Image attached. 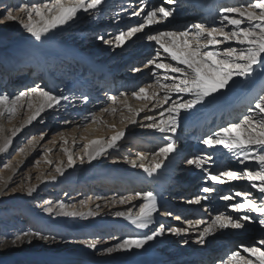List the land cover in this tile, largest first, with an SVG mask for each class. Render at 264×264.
Returning a JSON list of instances; mask_svg holds the SVG:
<instances>
[{"label": "bare ground", "instance_id": "1", "mask_svg": "<svg viewBox=\"0 0 264 264\" xmlns=\"http://www.w3.org/2000/svg\"><path fill=\"white\" fill-rule=\"evenodd\" d=\"M19 1L0 0V3L17 4ZM152 1L106 0L98 12L78 13L77 19L48 33L40 42L34 41L16 22L0 23V94L15 96L19 91H26L30 87L39 85L53 94L62 93L69 97L68 101H62L56 109L47 110L37 118V120L40 118L46 120L49 116H56L57 120L69 122L61 123L59 126L64 129L63 139L57 137L53 139L48 135L49 138L45 142L46 165L40 167V172L28 168L27 156L33 162L40 153L38 147L34 150L35 141L19 163L12 166L4 176L3 181L8 185L5 191L8 194L0 195V216L4 211L7 214L18 215L28 223L24 231H38L44 235L56 236V240L45 242L34 239L31 243L25 240L13 246L12 238L0 239L5 241L0 243L2 244L0 250L1 248L7 250L6 253L0 252V264H157L160 261H164L163 264H220L222 260H227V255L238 245L251 244L254 240L264 237V230L258 225H249L247 230L219 231L214 236L208 237L209 243L201 246L192 242L196 239L199 229H192L187 236H175L165 232L164 235L150 241L143 249H134L130 253L99 254L105 247L112 246L119 239L142 235L150 230L137 229L125 219L114 215L117 211L127 212L129 209L135 213L143 203L142 200H132L131 203L121 204L118 202L121 197H131L137 192L151 190L156 195L161 209L170 211L182 219L176 220L157 213L154 215L155 223L150 227L158 226L162 222L166 227L184 228L185 220L200 218L210 220V213L223 211L234 217L238 216L239 213L231 212L226 205L241 202V198L223 201L220 199L223 195L235 191H250L253 198L258 199L261 196L245 180L226 181L223 184H213L208 181L205 170L216 174L225 170L241 171L245 166H253V162L249 161L241 165L221 146L207 148L200 141L220 127L238 122L248 114L255 100L259 95L264 94V74L248 81H240L225 90V95L216 101L205 106H197L199 110L195 115L182 113L176 134L177 152L165 161L164 166L156 174L148 176L141 168L132 167L133 160H136L137 164L144 163L146 167H151L155 163L152 153L166 143L158 131L141 127L140 124L127 123L132 115L128 109L135 111L146 103L143 100H136L131 95L135 87L142 83L141 75L147 70L141 67L144 63L142 62L144 57L139 56L141 43L143 42L151 52H155L158 48L155 42L141 41L146 38L145 34L163 30H182L186 25L196 22H203L207 26H219V10L222 7L240 6L248 2V0H178L176 5H166L174 8L173 17L160 24L146 26L143 32L126 41L123 47L104 45L99 40L90 44L91 46L83 45L84 41L92 42L97 39L92 37L87 40V33L78 32L79 27L82 29L86 27L85 23L97 21L103 24V19L108 17V22H105V27L100 30V35L111 38L120 30L143 23L142 18L131 16V12L133 9H138L141 4L148 7L156 6L154 3L156 0ZM27 2H42V0H27ZM70 31L73 33L76 31V34L72 35ZM100 43L103 45L101 56L97 54ZM227 46L229 44H222L219 47ZM90 48L92 50L88 52L87 49ZM41 61L45 63L47 70L45 78H42L43 73H36ZM106 61L107 64H104ZM135 64H140L142 69L140 72L132 70ZM95 65L101 66L100 68L107 66L108 71L97 70ZM118 68L124 71L116 78L114 71ZM58 73L59 80L56 79ZM147 75L148 78L152 77L150 73ZM14 76L17 80H14ZM237 80L239 81V78ZM121 92L127 94V108L123 104L124 97H119L114 105L109 100L110 96H120ZM85 97H87L86 101ZM106 103L110 105L106 106ZM105 107H114L116 111L101 112L100 110ZM21 109L25 108L18 109L19 115ZM159 111V109L155 110L157 118ZM93 114L96 116L95 122L91 119ZM152 114L145 109L137 120ZM28 115L29 112L24 114L22 120L17 121L24 122ZM6 118L7 115L0 117V123L2 124ZM142 122L148 123V121ZM30 129H26L25 134H28L26 132H30ZM121 129L125 130V136L118 142V147L109 149L107 156L100 157L91 164L80 162L79 157L83 155L82 149L85 144L92 140L106 141ZM64 140L67 141L65 146L70 148L74 155L75 164L72 168L67 167V157L61 150ZM137 153H144L147 158L140 161L137 159ZM207 154L212 155L213 161L210 165L206 164L204 169H196L195 166L186 163L189 158ZM21 162H26V165H20ZM57 165L64 169L63 176L55 172ZM50 175H56V180L45 179ZM37 177L45 182L41 183ZM200 178L201 181L190 188L191 185L188 183ZM144 184L148 185L142 191ZM13 185L18 186L15 191H10ZM33 185L37 190L32 196H28L27 190ZM205 186L212 187L214 191L203 193L201 189ZM3 187L4 185L0 184V188ZM58 191H62V197L66 198L73 191L68 200L70 206L64 203L66 210L85 214L92 211L97 212L98 215L89 216L87 219L57 217L55 213L50 216L43 211L46 204L43 208H39L40 205L37 204L34 208L30 206L32 201L40 200L42 197L52 201L53 206L57 205L55 198ZM88 191L90 194L85 199V203L81 204L80 200ZM196 195H205L208 199L202 201L201 205L188 204L187 200ZM205 205L210 212L204 211ZM200 227L203 228V225ZM113 236L117 237V240H113ZM184 239H188L189 243L183 244ZM87 241H95L96 249L86 247L84 242ZM244 256L247 257L248 254L244 253Z\"/></svg>", "mask_w": 264, "mask_h": 264}, {"label": "snow or ice", "instance_id": "2", "mask_svg": "<svg viewBox=\"0 0 264 264\" xmlns=\"http://www.w3.org/2000/svg\"><path fill=\"white\" fill-rule=\"evenodd\" d=\"M106 0H42V2H27L20 0L17 4L0 3V23L16 22L22 30L34 41L40 42L42 38L53 30L63 27L69 22L78 18V13L94 14L100 10ZM178 0H162L158 6L148 7L141 4L138 9H133L131 16L140 17L143 23L129 26L126 30H120L117 34L108 38L100 35L97 39L104 45L115 48L123 47L126 41L131 40L137 33L144 31L146 26L160 23L174 16V8L166 5H176ZM229 29V30H226ZM149 42H155L158 48L155 55L147 59L143 68L153 66L152 71L154 82L144 87L133 90L131 95L136 100L146 101L142 108L128 109L132 115L128 118V124H140L141 127L154 129L162 134V139L166 143L158 147L152 153L155 163L151 167H146L144 163L137 164L136 160L131 161L132 167L141 168L148 176L156 174L164 166L170 156L177 152L178 141L176 134L183 114L195 115L197 106H205L225 95V90L237 85L240 81H248L258 73L264 74V0H248L246 4L240 6L222 7L219 10V26H207L203 22L192 23L182 30H165L155 33H146ZM222 44L229 46L220 48ZM235 45V46H232ZM162 50V51H161ZM166 54V56L164 55ZM140 72V67L132 69ZM239 78V81L237 80ZM154 89L153 91H149ZM162 93L163 95H160ZM219 94V95H217ZM124 97L123 104L127 108V94L120 93ZM85 101L87 97L84 98ZM117 96H110L112 104L118 101ZM69 97L53 94L39 85L30 87L26 91H19L15 96L0 94V117L7 115L9 118L17 114V110L25 108L29 112L25 125H31L37 121L38 117L47 110L56 109L62 101H68ZM35 102V103H34ZM151 105V107H149ZM167 105V107H165ZM147 109L152 115H145L141 120L137 117ZM159 109L158 116L155 110ZM101 112H115L114 107H105ZM93 122L96 116H91ZM142 121H148L143 123ZM40 123H45L43 118ZM65 124L69 123L64 121ZM123 123V121H122ZM20 128L12 130L11 136L7 137L0 144V153H7L12 137L20 132ZM125 130L121 129L106 141L92 140L83 146V155L79 157L81 163L91 164L100 157L107 156L109 149L118 147V142L125 136ZM45 133H41L40 139ZM58 135L63 139L64 133ZM35 139V138H34ZM200 143L207 148L221 146L230 153L241 164L253 162V166H245L241 171L225 170L218 174L206 171V179L213 184H223L226 181L245 180L252 189H255L261 196L253 198L250 191H235L229 195L220 197L223 201H233L237 197L241 202L226 205L231 212L239 213L238 216L226 214L223 211L215 214L210 213V220L203 218L195 220H185L184 228L166 227L164 223L154 225V215L173 217L176 220L182 218L172 212L163 210L159 206L156 195L151 192H137L131 197H121L119 203H131L132 200H142L138 210L133 213L131 209L127 212L117 211L114 215L128 221L137 229H150L138 236H127L119 239L117 243L110 247H105L99 252L100 255L112 253H130L134 249H143L150 241L155 240L168 232L175 236H187L192 229H199L193 243L201 246L210 241L208 237L226 229L247 230L249 225H258L264 230V94L259 95L254 104L238 122H233L227 126L206 135ZM29 146L33 145V140H29ZM67 141L61 145V150L67 157V167L72 168L75 164L72 150L66 147ZM50 151V150H49ZM23 153L24 149L21 148ZM147 158L144 153H137V159L144 161ZM213 161L211 154L195 156L186 160L187 165L195 166L196 169H204L205 165H210ZM39 163V161H37ZM48 163H51L48 161ZM5 168L10 165L5 164ZM55 172L64 175V169L56 166ZM41 183L45 180L37 177ZM47 180L55 181L56 175H50ZM0 195H7L5 188L7 182L0 179ZM37 190L35 185L27 190V195ZM15 191V189H10ZM203 193L213 192L212 187L205 186L201 189ZM205 195H196L187 200L190 205H201L207 200ZM81 201V204H84ZM46 207L43 211L48 215L57 217H80L87 219L89 216L98 215L97 212L89 211L87 214L75 210H66V205L59 202L53 206L52 201H45ZM99 208V205H97ZM204 211L210 212L204 206ZM255 214V215H252ZM203 225V228L200 226ZM43 240L45 242L55 241L56 236L44 235L38 231L21 230L11 239L13 246L27 240ZM113 240L117 237L113 236ZM5 241H0L4 243ZM86 247L96 249L95 241L84 242ZM189 240L184 239L183 244H188ZM244 253L248 256L245 257ZM254 258V259H253ZM220 264H264V237L254 240L251 244H240L230 252L227 260H222Z\"/></svg>", "mask_w": 264, "mask_h": 264}, {"label": "rangeland", "instance_id": "3", "mask_svg": "<svg viewBox=\"0 0 264 264\" xmlns=\"http://www.w3.org/2000/svg\"><path fill=\"white\" fill-rule=\"evenodd\" d=\"M150 1H152V0H150ZM159 2H162V1L156 0L154 3L156 6H158L159 4H161ZM8 4H10V3L8 2ZM103 21H104L103 24H101L97 21H93L90 23L87 22L84 24L86 27H84V29L79 27L78 32L87 33V36H88L87 40L89 38H92V37L97 38L101 34L100 30L102 28H104L105 24L108 22V17H106V19L104 18ZM118 21H119V19H118ZM160 23H157V24H160ZM94 24H97V25L94 26ZM190 25H191V23L189 25H186L185 28L189 27ZM163 31H165V30H163ZM70 32H72V31H70ZM70 34H72V35L76 34V31H74V33L72 32ZM149 34H151V33H149ZM141 41H147V39L145 38L144 40H141ZM97 42H98V39H96L92 42L84 41L83 45L89 46L90 44L92 45V44L97 43ZM102 48H103V45L100 43L99 44V50L97 51V54H100ZM220 48H223V47H220ZM87 50H88V52H91L92 49L90 48ZM139 51L141 52V55H139V56L144 57V59L142 60V62H144V63L147 61V59H149L155 55V52H151L147 46L143 45V42L141 43V47H140ZM111 54H112V51H111L110 55ZM101 55L102 54H100L99 56H101ZM104 64H107V61ZM140 64H142V63H140ZM140 64H135L133 66L134 67H140ZM143 64L141 67H143ZM95 66H97V68H98L97 70L108 71L107 66H105V68H103V67L100 68L101 66H99V65H95ZM123 71H124V69L121 70L118 68L117 70L114 71V77L117 78L118 75H122ZM152 71L159 72V70H155L153 68V66H151L150 68H147L146 72L142 73V75H141L140 79L142 80V83H140V85L138 87H135L134 90H137L139 87L146 86L147 84L154 82L155 78L152 75ZM149 73L152 75V77H150V78L147 77L148 76L147 74H149ZM260 74L261 73H258L256 76H260ZM59 75L60 74L58 73V76H56L57 80L60 79ZM71 75L72 74H69V76H71ZM100 75H102L103 77L106 76L105 74H100ZM261 75H263V74H261ZM15 77L16 76H14V80H17V78H15ZM71 79H73V77ZM112 96H117L118 98L120 97L118 95H112ZM109 105H110V103H106V106H109ZM26 113H28V111H26V109H21V112L19 115V110H17V114L14 117H11V118L8 117L2 122V124L0 123V144H2L7 137L11 136L13 129H15V128L21 129L20 132H18L16 134V136L12 137V144H11L8 152L7 153H0V179H2V180L4 179V176L7 174V172H9L11 167L14 165H17L19 163V161L22 159V157L28 152V150L31 149L32 146H29V144H28L29 140H33V143L36 141V147L34 146V150L38 147L37 150H40V153L36 155L33 162L31 161V158L29 159L28 158L29 156H27L26 159H28V161H29L28 168L40 172V167H42L43 165H46V162H47L46 161V153H45L46 152V143L45 142H46L47 138L50 137V138L54 139L57 137L60 139L61 137L58 135V133H60V132L64 133V129H62L63 127L59 128V126L61 123L63 124L64 121H68V120H62V121L57 120L56 116L55 117L49 116L48 119H46V120L43 119L45 121V123H43V124L39 122V120L41 118L39 120H37L36 122H33L34 125H33V123L31 125H25L23 121H21V122L17 121L19 119L22 120L24 117V114H26ZM29 128H31L30 132H26L28 134H25V130L26 129L29 130ZM33 129H34V131H33ZM42 132L45 133V135H44L43 139H40V135ZM48 135H49V137H48ZM64 137H65V135H64ZM21 148L24 149L23 153L20 152ZM37 161H39V163H37ZM5 164L10 165V167L5 168L4 167ZM20 165H26V162H21ZM201 179L202 178L196 179L195 181H192V182L190 181L188 183L191 185L190 188L193 187V184L197 183L198 181H201ZM17 186L18 185H13V186H11L10 189H15V188H17ZM58 192L59 193L56 195V198H55V200H56L55 203L58 204L59 202H63V203H66L67 206H70V203H68V200L71 198L73 191L70 193V196L68 198L62 197V191H58ZM89 194H90V191H88L85 194L84 198L81 199L80 202L85 201V199H87V196ZM45 201H47V198L42 197L40 200L32 201L30 203V206H32V208H34L35 205L37 204V205H40L39 208H43L45 205ZM5 213H6V211H4L2 216H0V239L5 238L8 240V239L14 238V235L16 233H18L19 231L25 230L28 223L25 222V220L18 215L7 214V213L5 214ZM1 246H2V244H0V247ZM0 252L6 253L7 250H5V248H1ZM163 263H164V261L163 262L160 261L157 264H163Z\"/></svg>", "mask_w": 264, "mask_h": 264}]
</instances>
